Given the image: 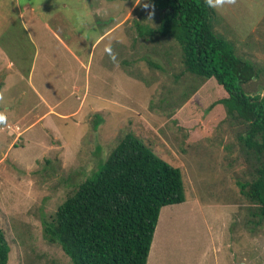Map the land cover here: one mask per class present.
I'll return each instance as SVG.
<instances>
[{
    "label": "rangeland",
    "instance_id": "obj_1",
    "mask_svg": "<svg viewBox=\"0 0 264 264\" xmlns=\"http://www.w3.org/2000/svg\"><path fill=\"white\" fill-rule=\"evenodd\" d=\"M102 1L0 0L2 65L11 59L18 67L5 69L10 81L0 101L10 107L0 124L7 264H72L44 237L43 221L127 133L180 169L186 198L161 208L146 264H264V220L255 223L257 204L238 184L252 170L237 139L244 126L221 106L206 111L221 96L214 81L190 96L198 81L185 71L180 46L169 36L147 37L160 16L147 0ZM216 11V34L255 73L246 92L263 97L264 0H235ZM56 14L66 19L82 63L47 41L41 21ZM123 15H129L125 23L89 52L102 24ZM32 35L45 44L36 45ZM112 39L115 59L106 51ZM43 113L45 120H36Z\"/></svg>",
    "mask_w": 264,
    "mask_h": 264
},
{
    "label": "trees",
    "instance_id": "obj_2",
    "mask_svg": "<svg viewBox=\"0 0 264 264\" xmlns=\"http://www.w3.org/2000/svg\"><path fill=\"white\" fill-rule=\"evenodd\" d=\"M147 2L160 15L147 37L169 36L180 46L185 71L198 81L190 96L214 81L221 96L206 111L221 106L232 122L244 126L237 139L252 170L243 171L249 180L238 184L257 204L258 224L259 217L264 220V96L244 88L255 77L253 68L216 34L217 11L206 0ZM99 166L43 221L44 237L72 264H146L161 208L186 199L181 171L133 133L124 135ZM9 250L0 228V264H7Z\"/></svg>",
    "mask_w": 264,
    "mask_h": 264
},
{
    "label": "crops",
    "instance_id": "obj_3",
    "mask_svg": "<svg viewBox=\"0 0 264 264\" xmlns=\"http://www.w3.org/2000/svg\"><path fill=\"white\" fill-rule=\"evenodd\" d=\"M104 4H105V0H104V2L103 1L101 2V5H104ZM24 7H28V10L33 11V7L31 5H25ZM130 10H131V8L127 9V11H130ZM102 13H105V12H100V15H106V14H102ZM20 14H21L22 18H26L22 13H20ZM55 16L50 17V19H47L45 21L44 20L41 21L42 27L47 32V41H49V42L53 41L56 45L61 47L62 53L65 54L67 52H70L74 55L75 58L78 59V61H80V63H82L80 60V57H79L81 51H80V49H78V47L73 45L74 43H73V40L71 39V37H72V38H74V40H76L75 37L71 34L66 33V19H63L62 16H60L58 14H56ZM107 16H109V15H106L104 17H107ZM128 16L129 15H123V17L118 22L116 21V18H114L113 21H111L109 26L107 24H105V25L102 24V26H104V29H103V27H101L100 30L95 35L96 38L93 41V43L90 44L91 47L89 48V52L92 50V48L96 44L98 45L101 42V40L107 38L111 33H113L115 31V29L117 28V26L124 24L125 21L128 19ZM57 17H59V18H57ZM101 18L99 17V19H101ZM29 20L31 23L34 22L33 17H30ZM100 21L102 22L103 20H100ZM33 31H36V30L33 29ZM93 31H96V28L93 27ZM43 39H44V37H42V35H39L37 38H35V36L32 35V40L34 41V43L36 45L39 44V41L45 44V41ZM77 42H78V39H77ZM114 43H115L114 39L110 40L108 42L107 47L111 46V48H112ZM86 51H83V54H85ZM2 58H4V57L0 56V59H1L0 60V69H2V70H5V69L17 70L18 69V67L14 64L13 60H11V59L7 60L6 65H2V60H3ZM4 72H7V75L4 78L0 79V91H4L5 89H7V83H8V81H10V74L11 73L9 71H6V70ZM4 105H6V102L0 103V109L2 111H4L5 113H7L6 109H9L10 107L4 106ZM45 114H46V112H45ZM45 114L44 115L40 114L39 116H38V114H36L37 115V116L35 115V118L37 117L36 120H38V118H40V120H42V119L45 120V118H46ZM40 116H42V117H40Z\"/></svg>",
    "mask_w": 264,
    "mask_h": 264
},
{
    "label": "clouds",
    "instance_id": "obj_4",
    "mask_svg": "<svg viewBox=\"0 0 264 264\" xmlns=\"http://www.w3.org/2000/svg\"><path fill=\"white\" fill-rule=\"evenodd\" d=\"M206 3L209 7L222 10L225 9L228 5L234 4L235 0H206ZM106 51L109 53V55L112 56L113 59H115V56L112 54L111 47H107ZM264 95V94H262ZM4 100V92L0 91V101ZM7 116L4 111H0V124H6Z\"/></svg>",
    "mask_w": 264,
    "mask_h": 264
}]
</instances>
